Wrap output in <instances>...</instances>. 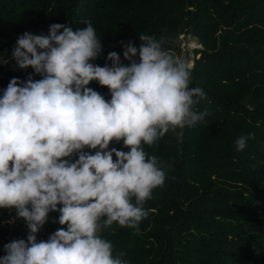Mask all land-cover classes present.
I'll return each instance as SVG.
<instances>
[{
  "label": "clouds",
  "instance_id": "obj_1",
  "mask_svg": "<svg viewBox=\"0 0 264 264\" xmlns=\"http://www.w3.org/2000/svg\"><path fill=\"white\" fill-rule=\"evenodd\" d=\"M84 23L75 30L54 23L47 35L25 32L12 50L20 69L42 78H12L0 96V209H15L30 230L27 240L4 245L0 264H129L101 233L117 223L138 234L145 203L165 182L161 162L144 145L209 115L196 111L207 97L190 87V63L155 36L139 34V48L121 42L130 64L112 51L111 66L101 67L90 62L104 51L101 38ZM92 81L111 99L89 87ZM254 138L240 136L236 150ZM113 141L129 150L110 148ZM51 212L66 229L38 240Z\"/></svg>",
  "mask_w": 264,
  "mask_h": 264
},
{
  "label": "trees",
  "instance_id": "obj_2",
  "mask_svg": "<svg viewBox=\"0 0 264 264\" xmlns=\"http://www.w3.org/2000/svg\"><path fill=\"white\" fill-rule=\"evenodd\" d=\"M84 21L92 23L104 46L90 61L101 67L111 66L112 51L130 64L121 42L139 48V34L159 41L177 42L181 34L196 38L203 50L193 61L190 87L211 97L196 105L198 112L208 109L204 121L144 145L158 157L166 179L145 203L148 214L138 234L117 223L102 231L114 254L125 252L129 264H264V0H0V58L8 60L0 63V96L12 78H42L11 59L20 35H47L54 23L75 30ZM167 46L178 53L177 44ZM89 87L111 99L97 81ZM249 133L255 138L237 151L236 140ZM113 147L129 150L122 141H113ZM59 215L49 214L38 240L66 229ZM29 231L15 209H0V257L5 244L27 240Z\"/></svg>",
  "mask_w": 264,
  "mask_h": 264
},
{
  "label": "rangeland",
  "instance_id": "obj_3",
  "mask_svg": "<svg viewBox=\"0 0 264 264\" xmlns=\"http://www.w3.org/2000/svg\"><path fill=\"white\" fill-rule=\"evenodd\" d=\"M161 44L163 45L164 50L169 49L167 45L170 46V44H177V48H179L178 53H180V57L187 58V61L190 63V65H192V62L196 61L197 59L200 58L201 56V52H202V46L201 44L198 42V40L196 38H193L191 36H189V34H187V36H181L178 38L177 42L174 41V39H166V38H161L160 39ZM175 50V49H174ZM175 53V52H174ZM173 54V53H170ZM176 54V53H175ZM174 55V54H173ZM178 55V54H176ZM206 100L211 101V97H207ZM211 104H214L213 101L211 102ZM221 110L223 111H227L229 112V108L228 107H220ZM218 108V109H220ZM177 129V128H176ZM181 129V128H179ZM199 195L192 197L191 199H189V202H192L193 199H195L196 197H198Z\"/></svg>",
  "mask_w": 264,
  "mask_h": 264
},
{
  "label": "built area",
  "instance_id": "obj_4",
  "mask_svg": "<svg viewBox=\"0 0 264 264\" xmlns=\"http://www.w3.org/2000/svg\"><path fill=\"white\" fill-rule=\"evenodd\" d=\"M182 36H184V34H182ZM179 37H180V36H179ZM179 37H178V38H179ZM168 52H169V53H173L174 55L178 54V55H176V56H180V54H179V53H176V54H175V53H174V52H172V51H168ZM185 58H186V57H184V59H185ZM192 66H193V62H192L191 68H192Z\"/></svg>",
  "mask_w": 264,
  "mask_h": 264
}]
</instances>
